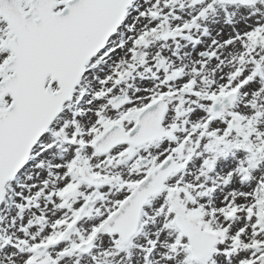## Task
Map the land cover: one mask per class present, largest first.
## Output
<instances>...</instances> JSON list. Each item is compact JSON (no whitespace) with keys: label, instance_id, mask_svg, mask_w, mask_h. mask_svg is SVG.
Wrapping results in <instances>:
<instances>
[{"label":"snow or ice","instance_id":"1","mask_svg":"<svg viewBox=\"0 0 264 264\" xmlns=\"http://www.w3.org/2000/svg\"><path fill=\"white\" fill-rule=\"evenodd\" d=\"M0 264H264V0H0Z\"/></svg>","mask_w":264,"mask_h":264}]
</instances>
